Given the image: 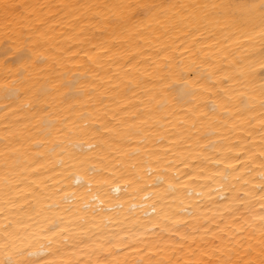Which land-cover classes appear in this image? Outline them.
Masks as SVG:
<instances>
[{
    "label": "snow or ice",
    "instance_id": "1",
    "mask_svg": "<svg viewBox=\"0 0 264 264\" xmlns=\"http://www.w3.org/2000/svg\"><path fill=\"white\" fill-rule=\"evenodd\" d=\"M49 7L0 0L4 119L21 124L27 111L35 121L4 129L0 264H264V0L51 6L81 21L79 44L90 30L110 34L111 43L67 58L45 47L36 12ZM153 33L176 36L155 58L115 47ZM97 51L122 69L124 103L111 114L97 107L107 92L81 110L101 78L95 68L80 79L63 71L72 62L102 66ZM133 136L146 146L124 151ZM54 169L60 179L48 175ZM213 181L223 202L209 207Z\"/></svg>",
    "mask_w": 264,
    "mask_h": 264
},
{
    "label": "bare ground",
    "instance_id": "2",
    "mask_svg": "<svg viewBox=\"0 0 264 264\" xmlns=\"http://www.w3.org/2000/svg\"><path fill=\"white\" fill-rule=\"evenodd\" d=\"M9 2H15V3H29V4H46L50 7L44 10H37L36 12V18L43 19L45 21L44 28L47 30L49 39L47 41V44L45 47L49 49V54L55 58H67L70 55L71 52H76L78 48L83 47L85 49H90L92 46L97 45L98 43H103L105 41H108L111 43V38L109 33H101L99 31H95V34H92L93 30H90L87 34V37L84 38L83 44H79L78 41L81 39V37L77 36L76 33V27L80 25L81 21L74 20L71 18V15L68 17H64L61 15V9L58 7H51V6H58L63 4H77V3H84L86 0H9ZM139 2H145V0H139ZM71 13V9L65 10ZM54 21H59V23H55ZM183 38V37H181ZM173 40H176V36L172 35L171 39L169 37L160 35L157 39L156 34L153 33L151 36H146L144 41H138V38L133 36L131 41H124L119 40L118 43L115 45L116 48L119 49H125L134 51L133 45L136 47H139L143 49V55L147 56L151 54L153 58L156 56L157 49L162 44H169L172 43ZM179 42L178 40L176 41ZM4 56V50L3 46H0V73L3 72L2 67V59ZM98 65H89L84 62H72V63H66V69L65 76H73L75 73V79H80L82 75L85 74L86 69L89 68H95L96 72L99 73L100 79L96 80L97 83V89L95 92H88V95H91L93 97V100H88V96L85 95L82 97V108L81 110H91V105L94 102L95 99L99 98L104 92H107V98L104 99L103 104L104 106L97 105V107L100 109V111H104L105 107L107 110H109V114L112 112H118L119 107L123 105L124 101L121 98V95L118 93L121 92L122 85L120 84V80L122 78L121 73L122 69L117 67L115 63L112 61H109L107 57H105L101 52L97 51L96 53ZM14 60H19V57H14ZM139 59V57H137ZM108 77H112L111 80L108 79ZM87 80H93L94 78L92 76H86ZM4 85V80L2 77H0V151L3 149L4 140L3 137L5 135L4 129L5 127H9L11 130L16 131L20 127H22L23 123H27L29 126V129L32 128V124L35 123V121H30L28 118L30 114L25 111L23 114H18L20 116L21 124L14 123V117L9 116L8 120L4 119L5 112L3 110V95H2V88ZM124 95H127L129 99L132 100L133 104H137L138 101L131 96V93H124ZM140 99L142 100L143 97L141 96ZM64 115H67V113H64ZM124 114L120 113V118H123ZM45 119H51V116L45 117ZM129 124H132L133 122L131 120H128ZM163 123V121H161ZM137 126L139 127V122H137ZM165 127H168V125L165 124ZM171 130V129H170ZM153 132L155 134L159 129H147L145 128V132ZM34 134V132H26L25 135ZM144 135V133H141V136ZM36 140L41 139L40 136H34ZM171 138V137H170ZM211 139H214L213 137H210ZM146 145L143 144L140 136H133L130 139L125 138V140L120 144V147L124 149V151H132L136 148L145 147ZM153 147H155L153 145ZM167 147V145H165ZM32 151H35L32 149ZM211 152V149L209 150ZM52 159L55 161L57 158L55 155L52 156ZM168 159L171 161V163L174 165L175 168L185 171L187 170L189 175H191V169H185V165L180 163V157H173L171 154H169ZM115 163V161H113ZM155 167V165H153ZM59 169H54L53 172L48 173V175L53 176L54 179H60L59 176H56L55 173L58 172ZM213 172V169L209 168L208 174L211 175ZM75 182V177H73V183ZM203 183V182H202ZM59 187V185H57ZM208 187L213 189L212 195L214 197L213 204H208L207 197H204L203 203L208 204L209 207H215L218 206L223 202V195H217L216 192V183L215 181L211 182ZM206 190V189H205ZM197 192H200V188H197ZM257 195H259L257 193ZM143 196V194H141ZM195 199V197H193ZM132 203H139L144 204L145 201L142 199H138L136 201H132ZM115 227H113V231H116ZM101 236V233H96L95 236H93V239H97Z\"/></svg>",
    "mask_w": 264,
    "mask_h": 264
}]
</instances>
